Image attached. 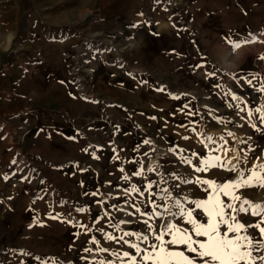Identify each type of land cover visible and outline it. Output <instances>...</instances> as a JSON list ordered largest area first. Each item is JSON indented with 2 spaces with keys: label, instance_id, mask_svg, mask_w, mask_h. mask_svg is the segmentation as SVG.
Returning a JSON list of instances; mask_svg holds the SVG:
<instances>
[{
  "label": "rangeland",
  "instance_id": "rangeland-1",
  "mask_svg": "<svg viewBox=\"0 0 264 264\" xmlns=\"http://www.w3.org/2000/svg\"><path fill=\"white\" fill-rule=\"evenodd\" d=\"M50 5L43 0L39 18L18 26L22 41L61 42L60 49H39L41 64L28 67L30 80H22L19 43L0 42V264H123L110 253L134 254L119 239L125 231L148 234L145 221L157 230L167 220L181 224L165 207L176 212L177 199L185 207L206 199L207 185L184 180H235L264 164V123L255 112L264 105L257 91L264 84V0H236L235 8L221 0L205 16L196 3L140 1L145 17L133 30L128 18L101 29L96 9L52 18L64 6ZM209 155L237 171L195 172ZM133 185L144 194L130 192ZM89 190L86 203L82 193ZM237 194L264 203V188ZM152 212L162 216L150 218ZM238 219L247 225L259 218L249 211ZM120 221L126 223L117 227ZM124 239L146 247L135 236Z\"/></svg>",
  "mask_w": 264,
  "mask_h": 264
},
{
  "label": "snow or ice",
  "instance_id": "snow-or-ice-1",
  "mask_svg": "<svg viewBox=\"0 0 264 264\" xmlns=\"http://www.w3.org/2000/svg\"><path fill=\"white\" fill-rule=\"evenodd\" d=\"M239 46L238 44L234 45V47ZM261 59H264V57H261ZM247 82L251 83V81ZM257 91L264 92V84H261ZM232 99L239 100V97L233 95ZM241 110L243 111V109ZM255 112L259 113L261 123H264V105L256 108ZM248 116L251 118V111L248 112ZM251 126L256 128L255 124ZM256 130L259 131V129ZM227 135L232 136L233 134L229 132ZM207 139L209 142H213L211 137ZM220 139L224 140V137L221 136ZM148 143L150 141L145 140V144ZM219 148L223 149L225 155L231 151L227 146V141L219 145ZM239 151L244 152L243 149ZM249 151H251V148H249ZM192 155L196 156L198 154L192 153ZM244 155L246 156L247 153L244 152ZM257 160H259V157H257ZM220 161V156L209 155L199 161V167L194 166V171L202 173L217 166L229 172L237 171V165L231 164V161L226 164H221ZM184 162L191 164L192 160L188 158ZM228 164H231L230 168L227 166ZM152 170L149 169V171ZM247 171V175L241 170L235 180L224 182L201 179L200 177H197L195 181L184 180L183 183L186 184L195 182L200 185H207L205 189L207 192L206 199L188 201L194 207H185L179 199L175 200L173 207L177 208L178 211L173 212L167 207L164 210L168 212L173 220L180 218L181 224L167 220L159 224V230H157L152 224L145 221L144 223L149 229L148 234L125 231L119 237L124 244L134 250V254L129 251L110 254L117 256L123 264H257V262L264 264V203H253L237 194L238 190L245 188H264V164H253ZM141 174L139 171L134 173L137 176ZM123 178L128 179L127 176ZM152 187L153 184L149 183L145 186L144 191H148ZM129 191L144 194L135 185ZM162 191L169 193L168 189ZM222 196L227 197L230 202L226 203ZM168 198L171 199V193H169ZM237 202H239L238 205ZM197 210H202L204 219H201ZM77 211L84 212L86 209L79 208ZM135 211L139 213L141 210L136 208ZM249 211L253 217L259 219L246 225L238 219V216L241 213L247 214ZM152 216L159 218L162 214L152 212L150 218ZM51 218L55 219L57 217L52 216ZM123 223H126V221H120L116 226L119 227V224ZM250 230H256L258 234H253ZM131 236H135L136 240L141 243H146V247L141 248L140 243L124 239V237ZM150 236L153 238V242L148 243ZM105 239L112 241L115 237L111 234H105ZM91 242L94 244L99 243L95 238ZM84 251L91 252L92 250L85 248ZM98 251L109 252V249L98 248ZM254 253L260 254L254 255ZM125 258L127 259L125 260ZM37 259L40 258L37 257ZM96 264H112V261L101 260Z\"/></svg>",
  "mask_w": 264,
  "mask_h": 264
},
{
  "label": "crops",
  "instance_id": "crops-1",
  "mask_svg": "<svg viewBox=\"0 0 264 264\" xmlns=\"http://www.w3.org/2000/svg\"><path fill=\"white\" fill-rule=\"evenodd\" d=\"M140 1L152 4L159 3L163 4L164 6V4L170 5V3L174 0H51V8L64 6V8H60L61 12L58 11L55 16L54 13H52L53 15H51V17L63 18L69 15L74 17L76 12L96 9V11H98L97 15L100 19L99 27L101 29H105L108 23L112 24L114 22L116 25H121L123 22L122 19L128 18L129 20L124 23L126 26L129 25L130 29L133 30L134 28L137 29L140 26V20L145 17V13L140 14ZM182 1L198 4V8L202 11V15L205 16L208 15L209 11L212 10V7H214L215 3L217 4L221 0ZM229 2L231 7L235 8L236 0H229ZM128 3H130L129 7H127ZM42 4L43 0H0V19H3L0 20V26L3 28L2 30L0 29V35L2 36L0 38V42L8 43L9 41H17V43H19L17 44L16 49L19 50V55H22V80L24 81H28L31 78V72L28 67L41 64L42 54L40 53L41 51H39V49L42 46L52 45L55 48H62L59 47L61 42L57 39L52 41L46 40V42L42 43L40 41V37H35L32 40H26L29 45L23 42L25 40L22 41L20 30H18V26L22 24V18L28 16H38L39 18L38 12L40 13ZM22 5L24 7L23 9ZM55 24L58 23L52 21L49 24L52 33L58 31V27H55ZM147 25L150 26V23H147ZM176 30H178V34H182L179 29ZM147 32L150 33L151 31L148 30ZM5 48L3 49L5 50ZM90 191L91 190L82 193V195L89 199V201L86 203L90 202ZM94 196L100 199L102 194H100L98 191H95Z\"/></svg>",
  "mask_w": 264,
  "mask_h": 264
}]
</instances>
